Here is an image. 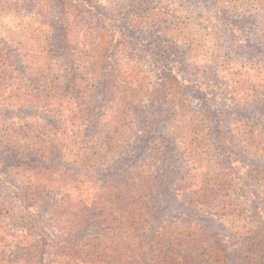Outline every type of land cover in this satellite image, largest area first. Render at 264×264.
Returning <instances> with one entry per match:
<instances>
[{"label":"rangeland","instance_id":"rangeland-1","mask_svg":"<svg viewBox=\"0 0 264 264\" xmlns=\"http://www.w3.org/2000/svg\"><path fill=\"white\" fill-rule=\"evenodd\" d=\"M262 84L264 0H0V181L56 230L55 206L42 202L60 186L83 184L58 194L70 215L84 202L115 218L118 184L147 174L154 232L187 221L211 238L218 264H240L220 239L264 230ZM216 177L235 224L219 220V200L176 191ZM100 186L110 188L99 195ZM14 190L0 185V259L9 262L27 233L17 211L8 216ZM89 211L86 234L107 238ZM109 248L102 264H123Z\"/></svg>","mask_w":264,"mask_h":264},{"label":"trees","instance_id":"trees-1","mask_svg":"<svg viewBox=\"0 0 264 264\" xmlns=\"http://www.w3.org/2000/svg\"><path fill=\"white\" fill-rule=\"evenodd\" d=\"M262 87L263 94L264 84H262ZM39 91L41 92V90ZM5 159L0 155V175L3 177H5L6 173H3L1 169ZM61 174L59 177L64 175L63 173ZM206 175L213 177L214 174L208 171ZM137 179L138 185H133V183L131 185L128 183L118 184L117 189L120 188L122 190V187L124 189L118 195L122 193L124 197L123 200L122 198L116 199L117 211L115 213L117 216L115 218L104 214L102 210L105 207L103 206L98 209L99 212L93 213L94 208L96 209V204L92 206V204L88 205L86 202V204L84 202L78 203L81 208V216L79 218L67 213L64 210L67 207L66 205L60 208L57 201H62V198L58 199V194L65 192L66 196L63 197L70 198L68 189L72 190L83 186L81 181H74L73 185L67 183L62 185V179L60 182L62 186L60 187L64 190L54 194L55 197H52L55 199L53 203L49 201L51 198L42 202L54 204L57 211L55 220L61 225V227L57 225V228L55 225L56 230L48 229L42 218L39 217L37 220L32 213H28L31 208L39 209L38 205H33L30 202L33 199H26L17 190L10 186L6 187L7 183H5V180H1V186L3 185L8 190L12 189L15 193V196L10 201L5 200L8 201L10 207L8 208V216L17 211V215L14 217L17 220V225L27 233L26 236L21 238L23 240L22 244L19 246L15 245V249L12 252L13 260L9 262L0 259V264H85L88 261H90L89 264H102L104 259L107 258L105 256L107 254L102 252L108 246L115 251L113 256L116 261L123 264H160L161 261L177 258L196 259L204 264H218L219 260L215 256L216 246H214L211 238L207 234H199L197 229H192L189 224L187 225V221L181 222L180 226L178 224L174 225L175 228L171 227L172 230H169L168 227L156 232L152 230L151 220L156 214L147 203L149 200L151 201L149 191L152 178L147 174L139 173ZM234 180H237L236 177L230 179L228 184L233 183ZM221 181V177H216L213 181L208 180L207 182H198L196 180L194 183L178 188L176 191L183 193V196H185V193L189 192L192 187L193 190L190 193L193 197H196V202L200 200L211 204L212 201L219 200V205H213V208H219L220 210L219 214H217L219 220L223 223H234L241 217L237 214L236 206L234 207L235 210L230 209V206H227L228 209H226V204L223 203L221 198L226 197L229 192L225 191L224 193V184L221 185ZM210 182H212V187H218L214 188L213 192L208 189ZM108 188L110 187L100 186L96 190L99 195H102ZM111 188L113 189L114 186L111 185ZM230 190L234 195L233 190L236 189ZM114 196L110 194L109 196L107 195V198H114ZM187 202L190 205L196 203L190 196ZM14 203L16 204L15 206L13 205ZM88 206H91L90 211ZM82 211H89L91 214L89 219L97 221V225L104 226L107 238L104 239V234L101 233L86 234L84 225L87 219L83 216ZM4 228V224L0 225V230ZM150 232L151 235L149 234ZM76 240H78V243L75 245ZM220 241L228 242L235 249L233 253L238 263L264 264V230L257 233H245V235H222ZM1 242L2 240L0 239ZM223 250L228 252L227 247H224ZM1 255H3V252H0Z\"/></svg>","mask_w":264,"mask_h":264}]
</instances>
